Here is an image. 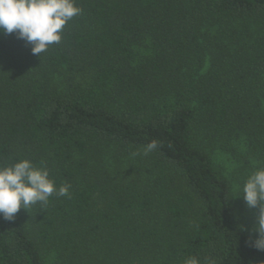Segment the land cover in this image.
I'll return each mask as SVG.
<instances>
[{
    "label": "trees",
    "instance_id": "1",
    "mask_svg": "<svg viewBox=\"0 0 264 264\" xmlns=\"http://www.w3.org/2000/svg\"><path fill=\"white\" fill-rule=\"evenodd\" d=\"M75 4L40 56L0 34V166L70 186L0 217V264H264L258 208L214 163L238 186L264 166V0Z\"/></svg>",
    "mask_w": 264,
    "mask_h": 264
},
{
    "label": "clouds",
    "instance_id": "2",
    "mask_svg": "<svg viewBox=\"0 0 264 264\" xmlns=\"http://www.w3.org/2000/svg\"><path fill=\"white\" fill-rule=\"evenodd\" d=\"M80 13L75 0H0V34H14L31 46L33 55L40 56L50 45L60 42L64 26ZM156 147L157 141H151L143 154L147 155ZM69 187L65 184L57 189L48 170L35 167L28 159L0 166V217L11 221L21 209L26 210L38 202L46 203L54 193L69 195ZM238 191L236 197L242 196L247 208H258L253 228L256 235L254 238L250 235L246 244L264 251V166H255L238 186ZM184 264H200V261L189 257ZM208 264L214 262L209 259Z\"/></svg>",
    "mask_w": 264,
    "mask_h": 264
},
{
    "label": "rangeland",
    "instance_id": "3",
    "mask_svg": "<svg viewBox=\"0 0 264 264\" xmlns=\"http://www.w3.org/2000/svg\"><path fill=\"white\" fill-rule=\"evenodd\" d=\"M249 23V28H251L252 33H253V37L254 38H264V17H259L258 19H251ZM243 28L240 27L239 28V32L242 31ZM245 38L243 39V41L245 42ZM246 42L248 43V41L246 40ZM222 156V155H221ZM219 156V155H215L214 156V163L217 166L218 169L222 170L224 173H226V175H228L229 179L231 181H233V187H234V199L237 203V205H240L243 203V198L241 197H236L237 195H239V191H238V184L236 182V180L234 179V172H235V159H229L227 158V155L225 156ZM222 173V172H221ZM245 206V205H244ZM249 210V208H248ZM247 212V207L245 206V210Z\"/></svg>",
    "mask_w": 264,
    "mask_h": 264
}]
</instances>
